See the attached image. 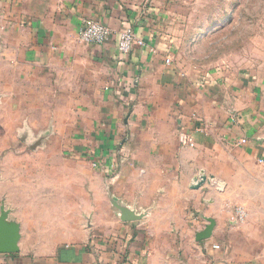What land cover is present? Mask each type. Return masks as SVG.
<instances>
[{
	"label": "crops",
	"instance_id": "1",
	"mask_svg": "<svg viewBox=\"0 0 264 264\" xmlns=\"http://www.w3.org/2000/svg\"><path fill=\"white\" fill-rule=\"evenodd\" d=\"M172 11L164 0H0L1 90L44 107L49 141L10 159L0 146V209L21 226L9 264H264V57L183 65ZM87 19L111 29L106 43L81 40ZM127 27L142 44L122 54ZM112 199L148 213L125 222ZM249 199L261 214L245 210L236 226L231 213L227 227L226 206Z\"/></svg>",
	"mask_w": 264,
	"mask_h": 264
},
{
	"label": "rangeland",
	"instance_id": "2",
	"mask_svg": "<svg viewBox=\"0 0 264 264\" xmlns=\"http://www.w3.org/2000/svg\"><path fill=\"white\" fill-rule=\"evenodd\" d=\"M164 1L166 6L173 9L174 18L180 21V31L185 34V40L181 43V56L178 58L183 65L205 70L223 67L249 68L258 58L264 57V0ZM2 68L0 65V69ZM6 71L7 81L15 79L10 69ZM2 86L5 83H0V97L4 99L2 104L0 102V146L4 149L2 157L10 159L18 151H22L19 149L21 147L28 149L31 146L49 144L47 130L43 128L41 131L42 126L40 130L37 128V125L44 123V107L40 106V111L33 105L15 106L8 100L12 97V91L1 90ZM21 87L23 88L17 91L20 103H32L36 99L33 91L26 84H21ZM8 196L11 200L12 194ZM249 200L250 202L245 203L231 201L226 206V211L229 212L227 227L230 224L229 219L233 218L231 213L236 214L239 207L248 210L247 212L258 208L261 214V203ZM2 205L9 212V220H14L6 209L5 202ZM248 219L249 216L240 223L239 229H250L253 221L248 223ZM234 220L236 226L239 221H243L236 219V216ZM5 257L6 254H0V264H9Z\"/></svg>",
	"mask_w": 264,
	"mask_h": 264
},
{
	"label": "water",
	"instance_id": "3",
	"mask_svg": "<svg viewBox=\"0 0 264 264\" xmlns=\"http://www.w3.org/2000/svg\"><path fill=\"white\" fill-rule=\"evenodd\" d=\"M205 180L202 176L196 186H199ZM113 205L118 209L121 219L125 222L137 221L147 215V211L136 213V211L127 205L112 199ZM215 226V221L209 219V224L196 236L197 241L209 238ZM21 238V226L14 220H9V212L1 207L0 214V254H14L20 251L19 241Z\"/></svg>",
	"mask_w": 264,
	"mask_h": 264
},
{
	"label": "built area",
	"instance_id": "4",
	"mask_svg": "<svg viewBox=\"0 0 264 264\" xmlns=\"http://www.w3.org/2000/svg\"><path fill=\"white\" fill-rule=\"evenodd\" d=\"M111 33V29L103 23L92 19H87L84 22L83 29L80 33V38L82 41L87 43L103 45L110 39ZM135 44H142V41L137 39L133 27H127L120 32L119 41L117 44V48L120 53H130ZM170 61L171 59L167 58L166 62L169 63ZM242 141L245 142L246 139H242ZM181 143L185 147L195 146L193 137H191V135H189L188 133L181 134ZM236 215L238 219L244 220L247 213L242 207H239L237 208ZM212 248L220 249L221 247L219 244L215 243L212 245Z\"/></svg>",
	"mask_w": 264,
	"mask_h": 264
}]
</instances>
